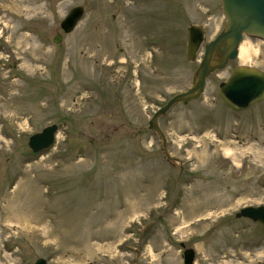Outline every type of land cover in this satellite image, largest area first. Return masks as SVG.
<instances>
[{"label":"rangeland","instance_id":"rangeland-1","mask_svg":"<svg viewBox=\"0 0 264 264\" xmlns=\"http://www.w3.org/2000/svg\"><path fill=\"white\" fill-rule=\"evenodd\" d=\"M188 24L212 39L219 0H0V264H182L188 247L192 264H264V229L234 216L264 204V97L236 109L218 92L235 66L264 71V42L243 36L251 62L227 61L157 117L181 171L147 126L192 85Z\"/></svg>","mask_w":264,"mask_h":264},{"label":"water","instance_id":"water-1","mask_svg":"<svg viewBox=\"0 0 264 264\" xmlns=\"http://www.w3.org/2000/svg\"><path fill=\"white\" fill-rule=\"evenodd\" d=\"M224 18V25L212 38L204 41V30L201 25L188 24L185 36V57L194 61L202 46V55L192 74V85L168 98L164 104L151 112L147 126L152 129L161 141V152L171 164H177L178 158L169 154L166 148V138L161 131L157 117L164 114L174 103H186L197 98L203 90L204 80L208 73L223 68L227 61L237 58L238 46L243 36H250L264 42V0H219ZM83 15V6L71 7L59 22L63 33L71 32ZM61 39L60 34L52 38L54 43ZM218 92L223 100L233 108L241 109L264 97V71L249 66H235L227 78L218 84ZM57 126L49 124L41 130L30 134L27 147L32 153L40 152L50 147L54 141ZM252 222H257L264 229V204L243 206L234 214ZM182 246V244L180 245ZM194 250L190 247L182 249V264H192ZM33 264H46L45 259L36 258Z\"/></svg>","mask_w":264,"mask_h":264},{"label":"bare ground","instance_id":"bare-ground-1","mask_svg":"<svg viewBox=\"0 0 264 264\" xmlns=\"http://www.w3.org/2000/svg\"><path fill=\"white\" fill-rule=\"evenodd\" d=\"M262 41V40H261ZM250 44V43H249ZM249 44L242 41L238 46L237 59L241 64H247L251 62L254 58L255 53L257 52ZM256 58V57H255ZM254 61V60H253ZM256 61V60H255ZM225 155H229L228 152H225ZM231 155V154H230Z\"/></svg>","mask_w":264,"mask_h":264},{"label":"flooded vegetation","instance_id":"flooded-vegetation-1","mask_svg":"<svg viewBox=\"0 0 264 264\" xmlns=\"http://www.w3.org/2000/svg\"><path fill=\"white\" fill-rule=\"evenodd\" d=\"M181 167V169H179L180 171L182 170V166H180ZM179 168V167H178Z\"/></svg>","mask_w":264,"mask_h":264},{"label":"trees","instance_id":"trees-1","mask_svg":"<svg viewBox=\"0 0 264 264\" xmlns=\"http://www.w3.org/2000/svg\"><path fill=\"white\" fill-rule=\"evenodd\" d=\"M33 154H35V153H33Z\"/></svg>","mask_w":264,"mask_h":264}]
</instances>
